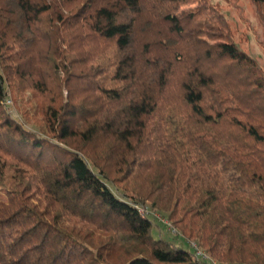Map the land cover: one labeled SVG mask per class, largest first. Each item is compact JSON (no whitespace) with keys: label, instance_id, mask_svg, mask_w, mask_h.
Here are the masks:
<instances>
[{"label":"trees","instance_id":"16d2710c","mask_svg":"<svg viewBox=\"0 0 264 264\" xmlns=\"http://www.w3.org/2000/svg\"><path fill=\"white\" fill-rule=\"evenodd\" d=\"M0 192V264H264V71L212 0H0Z\"/></svg>","mask_w":264,"mask_h":264},{"label":"rangeland","instance_id":"374dc122","mask_svg":"<svg viewBox=\"0 0 264 264\" xmlns=\"http://www.w3.org/2000/svg\"><path fill=\"white\" fill-rule=\"evenodd\" d=\"M212 2L219 5L223 14L226 16V18L233 26V30L235 31L236 41L241 44L242 49H244L250 56L255 58L259 66L264 71L263 25L259 18L257 9L255 5L252 3V1L251 0H212ZM190 7H191L190 5H185L183 7V10L189 9ZM9 108L16 117L19 116L16 104H12V106ZM4 198H5L4 192H0V199H4ZM145 207L150 209L148 205ZM160 214L162 216L167 217L165 213H160ZM153 235L157 238L162 237L166 239H171L175 243L179 245H183L186 248L190 247L188 246L187 243L183 241L181 234L174 235L171 232H169L166 229V227L164 226L158 227L155 220H153ZM191 243H195V241H192Z\"/></svg>","mask_w":264,"mask_h":264},{"label":"built area","instance_id":"2783aa9c","mask_svg":"<svg viewBox=\"0 0 264 264\" xmlns=\"http://www.w3.org/2000/svg\"><path fill=\"white\" fill-rule=\"evenodd\" d=\"M12 104H13L12 99L8 97L6 100V105L8 107H11ZM138 208L143 215L153 217L157 223L166 227V229L172 234L174 235L180 234L179 231L172 225L171 221L167 217L162 216L160 213L150 210L145 206H139ZM192 246L195 248V252L197 256H203L206 258L208 257L203 251H201V249L198 247L196 243H192Z\"/></svg>","mask_w":264,"mask_h":264}]
</instances>
